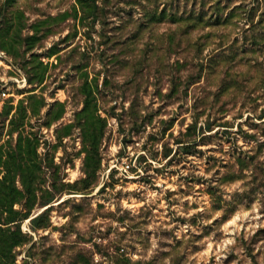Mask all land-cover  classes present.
I'll return each instance as SVG.
<instances>
[{
  "label": "rangeland",
  "instance_id": "rangeland-1",
  "mask_svg": "<svg viewBox=\"0 0 264 264\" xmlns=\"http://www.w3.org/2000/svg\"><path fill=\"white\" fill-rule=\"evenodd\" d=\"M0 88V264H264V0H0Z\"/></svg>",
  "mask_w": 264,
  "mask_h": 264
},
{
  "label": "built area",
  "instance_id": "built-area-1",
  "mask_svg": "<svg viewBox=\"0 0 264 264\" xmlns=\"http://www.w3.org/2000/svg\"><path fill=\"white\" fill-rule=\"evenodd\" d=\"M8 90L5 89V88H0V107L1 105L4 103V100L7 99L10 95L9 93L7 92ZM130 168V165L129 164H126L125 167H123V169L125 171H127L128 169ZM122 252H124V250L122 249L121 250Z\"/></svg>",
  "mask_w": 264,
  "mask_h": 264
},
{
  "label": "trees",
  "instance_id": "trees-1",
  "mask_svg": "<svg viewBox=\"0 0 264 264\" xmlns=\"http://www.w3.org/2000/svg\"><path fill=\"white\" fill-rule=\"evenodd\" d=\"M38 218H39V215L37 217H35V218H32L31 219L32 224H34L37 221Z\"/></svg>",
  "mask_w": 264,
  "mask_h": 264
}]
</instances>
